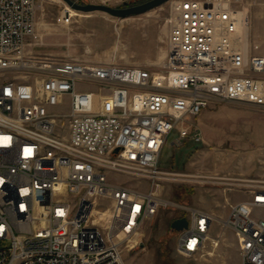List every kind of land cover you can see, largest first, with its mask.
<instances>
[{"label":"built area","instance_id":"1","mask_svg":"<svg viewBox=\"0 0 264 264\" xmlns=\"http://www.w3.org/2000/svg\"><path fill=\"white\" fill-rule=\"evenodd\" d=\"M171 8L153 70L39 53L36 0H0V242L11 240L0 243V264H126L122 245L138 246L162 207L188 219L181 254L211 239L213 212L156 191L160 155L172 134L202 140L192 119L215 103L264 107V39L251 32L247 0ZM56 19L73 16L64 8ZM248 186L221 221L235 235L237 264H264V182Z\"/></svg>","mask_w":264,"mask_h":264},{"label":"rangeland","instance_id":"2","mask_svg":"<svg viewBox=\"0 0 264 264\" xmlns=\"http://www.w3.org/2000/svg\"><path fill=\"white\" fill-rule=\"evenodd\" d=\"M76 1L126 7L125 4L148 0ZM247 1L251 32L255 38L264 39V0ZM171 2L167 0L147 11L126 16L102 10H75L70 24H60L56 17L66 2L36 0L35 50L157 70L165 58ZM192 121L202 140L195 142L175 134L167 139L159 162L165 173L157 180L155 189L164 199L213 212L219 220L210 231L211 239L202 251L189 256L181 254L177 249L178 231L170 225L181 212L175 207H162L141 229L138 246L130 249L122 245L126 264H237L239 261L235 235L221 220L227 216L230 203L245 197L243 190L248 184L264 182V107L245 101H223L204 109ZM123 179L131 186L151 189L148 179L131 176ZM0 243L10 246L11 240Z\"/></svg>","mask_w":264,"mask_h":264},{"label":"water","instance_id":"3","mask_svg":"<svg viewBox=\"0 0 264 264\" xmlns=\"http://www.w3.org/2000/svg\"><path fill=\"white\" fill-rule=\"evenodd\" d=\"M64 1L67 4H69L71 7L84 12L102 10L111 13L115 16H126L130 14H137L147 11L157 5H160L161 3L167 0H148L139 4L130 5L126 7H112L110 5L103 3H80L76 0H64ZM170 225L172 229L176 231H180L188 226V219L186 216L176 217L175 219H173Z\"/></svg>","mask_w":264,"mask_h":264},{"label":"bare ground","instance_id":"4","mask_svg":"<svg viewBox=\"0 0 264 264\" xmlns=\"http://www.w3.org/2000/svg\"><path fill=\"white\" fill-rule=\"evenodd\" d=\"M65 6H64V8H65V10L66 11H69L70 13H71V15L73 16L74 14H75V10H77V9H75V8H73V7H71L69 4H64ZM180 175H182V174H180ZM139 237H140V235H139ZM137 240L135 239L133 242H136Z\"/></svg>","mask_w":264,"mask_h":264},{"label":"flooded vegetation","instance_id":"5","mask_svg":"<svg viewBox=\"0 0 264 264\" xmlns=\"http://www.w3.org/2000/svg\"><path fill=\"white\" fill-rule=\"evenodd\" d=\"M124 6H128L127 4H125Z\"/></svg>","mask_w":264,"mask_h":264}]
</instances>
